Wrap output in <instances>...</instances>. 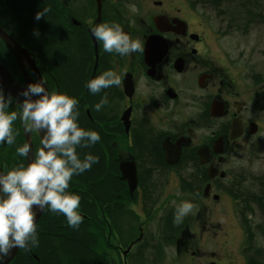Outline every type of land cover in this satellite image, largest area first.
Listing matches in <instances>:
<instances>
[{
	"label": "flooded vegetation",
	"instance_id": "obj_1",
	"mask_svg": "<svg viewBox=\"0 0 264 264\" xmlns=\"http://www.w3.org/2000/svg\"><path fill=\"white\" fill-rule=\"evenodd\" d=\"M183 1H33L36 7L51 8L46 16L51 45L64 46L65 60L77 66L85 61L82 96L88 95L95 104L105 95L108 98L107 105L96 111V125L100 136L104 137L99 143L108 145L106 152L105 149L102 152L111 162V176L123 185L125 195L120 197L114 193L115 201L98 206L102 218H96L95 224L100 225L102 231L97 232L96 243L90 248L105 264L108 261L104 256H108L112 264H151L142 260L150 255L147 244L165 241L167 236L176 247L174 253L178 257L184 238L191 240L194 236L192 212L176 230L168 208L170 205L176 208L181 202H169L166 197L159 200V195L171 185L177 193L195 199L201 187L200 196L218 204L223 186L227 185L230 195L232 188H240L248 182L240 162L237 166L231 163L232 157L243 162H252L256 157L264 161L261 153L264 152L262 76L251 75L252 78L247 79L236 67L229 65L225 56L216 55L214 46L209 43V30L204 31V22ZM137 16L140 33L135 40L142 42L144 51L133 53L132 73H122L119 87L106 88L96 95L88 93L89 80L107 70L118 72V54L103 50L88 22L94 25L116 23L127 34ZM193 17L198 21L195 29L191 27ZM1 43L0 49L6 57L7 47ZM19 47L27 52L23 46ZM25 58L31 66L27 67L28 71L22 68L25 77L31 84L36 83L33 82L35 74L34 80L29 74L36 70L46 88L47 77L37 65V57L29 54ZM8 59L9 63L14 60L16 66H5L1 61L0 65L10 73L18 70L21 83L13 77L22 86L23 76L11 53ZM135 79L141 81V89L136 88ZM124 80L129 85L127 94L123 91ZM17 107L14 106L16 112ZM83 109L87 116V107ZM18 121L22 125L19 116ZM115 132L121 133L118 139ZM126 164L133 170L124 171ZM132 175L134 182L129 187L123 178ZM261 177L264 176L253 178ZM236 196L230 197L234 206H239L237 214L241 217L243 203ZM197 207L193 205L194 209ZM105 209L108 213H104ZM205 211L206 217L214 220L222 210L210 207ZM204 228L198 226L195 232L200 242L212 236L218 243L227 236L219 224ZM175 230V234L170 233ZM206 257L214 260L205 264H217L226 258V253L223 256L212 251ZM195 260L193 264H198L199 258Z\"/></svg>",
	"mask_w": 264,
	"mask_h": 264
},
{
	"label": "clouds",
	"instance_id": "obj_2",
	"mask_svg": "<svg viewBox=\"0 0 264 264\" xmlns=\"http://www.w3.org/2000/svg\"><path fill=\"white\" fill-rule=\"evenodd\" d=\"M50 11V7H45L36 13L35 19L40 20ZM88 25L107 53L127 56L144 51L142 42L132 40L119 24L94 25L89 21ZM34 34L39 35L38 31ZM121 83L120 75L107 70L89 80L87 88L96 95L106 88L119 87ZM20 95L24 98L18 103L21 111L8 113L5 109L11 105L12 97L9 95L6 98L0 89V143H14L12 125L19 116L26 133H43L40 140L42 147L27 167L20 165L6 174L0 173V261L10 255L13 248L39 246L34 209L63 214L68 226L78 229L83 222L78 211L80 197L68 191L69 185L74 175L90 170L93 164L99 162V158L92 154H85L81 160L77 153V147L88 148L100 140L97 132L84 130L78 125L77 99L49 93L42 80L30 83ZM33 96L38 98L33 99ZM107 103L105 95L95 104V111H101ZM31 150V145L25 143L17 148V154L26 157ZM192 209L190 202L177 205L174 224H181Z\"/></svg>",
	"mask_w": 264,
	"mask_h": 264
},
{
	"label": "trees",
	"instance_id": "obj_3",
	"mask_svg": "<svg viewBox=\"0 0 264 264\" xmlns=\"http://www.w3.org/2000/svg\"><path fill=\"white\" fill-rule=\"evenodd\" d=\"M31 1L0 0V28L16 44L23 46L29 54H34L37 57V65L47 77V89L49 87L58 94H64L78 100V125L84 130L95 131L100 136L99 128L96 125L97 115L94 99H90L88 95L82 96V89L85 84L82 67L85 66V61L83 60L82 66H77L74 62L65 60L64 46L51 45L47 27L48 20L46 19L48 14L40 20H36V13L43 9L36 7ZM197 1L202 4L206 3V0ZM209 3L217 5L218 2L217 0H210ZM260 6L264 9L262 4ZM240 7L244 8V6ZM245 13L251 12L246 10ZM259 15L257 16V23H261L260 21L264 19V15ZM37 31L38 36L34 34ZM5 97L8 96L5 95ZM84 106L87 107L89 115L87 116L91 120L87 119ZM5 111L12 112V104ZM12 127L15 136L14 143L12 145H8L6 142L0 143V168L5 174L20 165H24V157L17 154V148L24 145L22 125L18 118L13 122ZM103 138L100 136L101 140ZM99 141L88 148L77 147V153L81 160L84 159L85 154H92L99 158V162L93 164L90 170H86L80 175H74L69 185L68 191L80 197L78 211L83 217V222L79 228L69 227L63 214L53 213L48 209L43 210L36 222L39 246H30L26 251V253L32 254L31 260L29 262L20 261L21 257L18 253L10 264H105L94 255L90 248L96 243L97 232L102 231L100 225L95 224L96 218L98 220L102 218L98 206H104L105 203L110 204L115 201L117 198H115L114 193L120 197L125 193L122 189L123 185L111 176V162L105 159L106 153L102 152L103 149L106 152L108 145L106 143L100 144ZM263 178L252 179L257 181ZM256 185L258 186L257 192H248L239 188L236 196L243 203L240 216L245 233L246 248H244V255L248 258L247 264H264V261H261L264 253L261 254V250H259L261 248L253 245V236L255 235L250 222L246 219V212L250 213V216L256 213L264 218V183ZM252 208L255 209L254 212ZM104 213H108L106 209ZM255 229L264 237V223L255 226Z\"/></svg>",
	"mask_w": 264,
	"mask_h": 264
},
{
	"label": "rangeland",
	"instance_id": "obj_4",
	"mask_svg": "<svg viewBox=\"0 0 264 264\" xmlns=\"http://www.w3.org/2000/svg\"><path fill=\"white\" fill-rule=\"evenodd\" d=\"M34 0L31 1L33 3ZM210 0H206L205 4L199 3L197 0H184L187 4V7L191 9L196 15L201 18L204 22L202 24L204 31L207 29L209 30V43L214 46V50L216 55H219L221 58L225 56L226 60L228 61L229 65H232L237 68V71L247 79L252 77H260L263 78L262 83L264 82V19L258 22V14L264 15V9L260 6L264 7V0H217V5L209 3ZM215 3V2H214ZM36 5V4H35ZM244 6V8L240 7ZM248 8V9H245ZM256 9V10H255ZM246 10H249L251 13H245ZM187 12L191 15V11L187 9ZM258 13V14H257ZM263 13V14H261ZM259 15V16H260ZM139 16V15H138ZM138 16L136 17L135 21L132 23L131 26L128 28V35L132 40H135L140 33L139 29V22ZM191 27L195 29L198 26V21L196 17L191 19ZM131 28V29H130ZM1 43V42H0ZM3 45V43H1ZM5 46V45H3ZM156 46V45H155ZM8 50V49H7ZM8 56L10 52L7 51ZM29 54L27 52H21L18 57L20 59L21 67L28 71L27 67H31L29 64L26 63V56ZM132 54L127 56H120L118 55L117 58V65H118V72L117 74L122 75L124 71H128V73H132L135 65L133 63ZM8 56L4 57L3 50L0 49V61L8 66H16L14 60L9 63ZM11 64V65H10ZM2 66V65H1ZM2 68L5 70L6 77L9 81L16 83V78L18 80L21 78L19 71L16 70V73H10L8 69ZM15 71V70H12ZM36 71V70H35ZM34 71H31L30 77L34 80ZM37 73V71H36ZM22 75V74H21ZM36 75V74H35ZM251 75H254L250 77ZM259 75V76H258ZM14 76V77H13ZM23 76V75H22ZM37 76L38 73H37ZM40 78V76H39ZM41 80V78H40ZM34 80L33 82H35ZM0 83H2L0 77ZM19 83L20 80H19ZM134 84L136 85L137 89H141V81L139 79L134 80ZM19 85V84H18ZM24 86V78L23 84L20 87ZM45 87V84H44ZM22 89V88H21ZM52 89H49V93H52ZM4 95L9 96L6 92ZM33 99H37L38 97L33 96ZM13 100V99H12ZM15 104L14 106H18L19 113L21 111L17 102L12 101ZM14 106H12V110L14 111ZM87 113V112H86ZM88 115V113H87ZM89 116V115H88ZM89 118V117H88ZM87 118V119H88ZM121 120V118H120ZM122 122V120H121ZM123 123V122H122ZM99 128V127H98ZM112 129V125H111ZM22 131L24 133V138L28 139V143L31 145L32 149V159H34L35 153L41 147L40 144V135L39 132H31L26 133L24 129V124L22 122ZM115 131V130H114ZM100 133V131H99ZM117 133V139L120 137L121 133ZM109 142V141H108ZM107 142V143H108ZM24 143V142H23ZM25 144V143H24ZM261 153L264 154L263 151ZM126 154H123L125 157ZM261 156V155H260ZM240 162V166H242V170L244 171L245 176L247 177L248 182L244 183L240 186V189H244L248 192H257L258 186L256 184L264 183V178L253 182V177L255 176H264V161L260 160V157H256L252 160V162L247 161L243 162L238 157H232L231 163L235 165L236 163ZM25 167V159L24 165ZM237 166V164H236ZM255 183V184H254ZM169 189H167L163 194L159 195V200L161 197H166L167 201L169 202H186L187 200L192 204L198 205L196 209H192V217H193V230L194 236L191 240L186 239L183 240V248L180 250L179 256L176 257L175 255V248L171 239L167 236L165 241L161 242H149L147 245L149 247V257H144L142 260L147 261L151 264L155 262V260H163L164 264H193L196 262L195 257L199 258L198 264H205L211 260L212 258L206 257L209 252H217L219 255H223L226 253V258L224 257L223 261H217V264H247L248 258L244 255V248H246V240H245V233L243 224L241 223V217H238L237 209L239 208L238 205L233 204L231 197L237 194L238 186L232 188V192L228 193L229 190L226 189V186H223L222 192L220 193V199L218 204L212 199L206 200L205 198L200 196V193L195 199H191L188 197H184L183 194L177 193L173 190L171 185H168ZM226 192V193H225ZM217 194V193H215ZM231 196V197H230ZM99 205V204H98ZM212 207L215 210L221 209V213L213 219L206 217L207 211L205 209ZM176 208L172 205L169 206L168 212L172 213V226L176 230L178 226L174 224V213ZM254 212L255 209L252 208ZM246 212V211H245ZM187 218V216L183 219V221ZM39 219V218H38ZM36 220V222L38 221ZM207 219V220H206ZM246 219L250 222L251 227L253 228V236L254 243L253 245L257 248H261V254L264 253V237H262L255 229V226L262 225L264 223V218L256 213L250 216V213L246 212ZM183 223V222H182ZM181 223V224H182ZM210 224H219L220 226L224 227L227 236L222 240H219L218 243L214 242L212 236L209 239L199 241L197 234L195 232L198 231V226L203 225L206 230ZM180 225V224H179ZM243 231H242V229ZM175 231H171L170 233L175 234ZM228 234L230 237L228 239ZM137 241V240H136ZM135 241V242H136ZM139 241V237H138ZM125 244V243H124ZM102 248V244H101ZM109 251H112L110 247L106 248ZM263 249V250H262ZM22 250L20 254V261L29 262L32 258V254L24 253V250L28 251L25 248H19L16 252L15 256ZM193 253V254H191ZM113 255V253H108V255ZM14 256V257H15ZM13 257V258H14ZM107 264H112L110 260H108V256H104ZM164 258V259H163ZM161 260V261H162ZM230 260L231 262H229ZM12 261V260H11ZM10 261V262H11ZM161 261L158 263L160 264ZM261 261H264V257H261ZM10 262L8 264H10ZM113 262V261H112Z\"/></svg>",
	"mask_w": 264,
	"mask_h": 264
},
{
	"label": "water",
	"instance_id": "obj_5",
	"mask_svg": "<svg viewBox=\"0 0 264 264\" xmlns=\"http://www.w3.org/2000/svg\"><path fill=\"white\" fill-rule=\"evenodd\" d=\"M0 40L4 43V45L7 47L8 51L11 53V55L13 56V58L15 59L18 67L20 68V73L23 75V78H24V86L23 87H19L16 83L12 82V81H9L6 77V72L5 70L2 68V66L0 65V77H1V80H2V83H0V89L3 90V92H6L8 95H10L12 97L13 100H15V102L17 103H21L23 101V97L20 95L21 92H23L27 87H28V80L27 78L25 77V72L24 70L22 69L21 67V64H20V59L18 57V55L23 52V50L19 47V45H17L10 37H8L4 32H2L0 30ZM147 44V42H146ZM145 44V46H146ZM150 46H153V45H150ZM34 71V70H33ZM35 72V78H36V83L40 82V78L39 76H37V73L36 71ZM22 88V89H21ZM129 89V85H128V82L126 80L123 81V91L125 94H127V91ZM128 95H129V92H128ZM42 134L43 133H40L39 132V135H40V139L42 137ZM24 143H28V139L25 137L24 138ZM42 147V145H41ZM24 159H25V167L28 166V164L32 161V150L30 152V154L28 156H24ZM133 170L132 169V166L130 165H125L124 167V171H130ZM0 173H3L2 170L0 169ZM129 185V187H132L133 183L134 182V175H132L131 177H126V178H123ZM34 211H36V220L39 218L40 214H41V210L40 209H34ZM35 220V222H36ZM19 250V248H13L10 255H8L7 257H5L2 261H0V264H8L12 259L13 257L15 256L16 252Z\"/></svg>",
	"mask_w": 264,
	"mask_h": 264
}]
</instances>
